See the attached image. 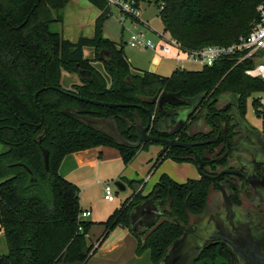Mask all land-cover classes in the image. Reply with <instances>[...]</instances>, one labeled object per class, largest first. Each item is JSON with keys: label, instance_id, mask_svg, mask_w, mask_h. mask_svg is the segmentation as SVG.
I'll use <instances>...</instances> for the list:
<instances>
[{"label": "trees", "instance_id": "16d2710c", "mask_svg": "<svg viewBox=\"0 0 264 264\" xmlns=\"http://www.w3.org/2000/svg\"><path fill=\"white\" fill-rule=\"evenodd\" d=\"M87 1L100 11L94 36L73 42L51 30L52 24L62 21L60 11L70 0H0V233L8 247V253L0 256V264H88L95 254V245L88 241L94 223L80 217V188L60 175L63 160L75 152L111 147L120 152L123 163L128 165L139 150L149 145L120 146L67 116V109H82L84 115L94 118L115 117L120 134L134 139V129L126 131L133 114L146 123L148 111L155 112V104L140 97L152 100L161 92L179 93L184 98H204L210 103L230 93L240 97V109L246 117L248 98L264 92V81L245 75L246 64L236 65L235 59H224L199 70L176 69L169 78L133 69L123 44L103 35L104 22L110 17L106 1ZM261 1L152 0L159 8L165 31L189 50L230 45L248 35L258 20ZM86 49L95 50L96 61H102V50L112 53L113 61L104 62L110 81L94 67L92 59L86 58ZM81 71L89 72L90 78L83 80ZM64 74L77 76V81L65 86ZM72 95L141 107L96 106ZM259 104V99L253 100V106ZM215 108L216 103L211 104L212 112ZM44 130L46 135L39 144L36 139ZM215 135L216 132L185 134L182 141H204ZM215 146L195 147L205 165L209 164L207 151ZM42 147L49 152L48 169ZM167 158L198 164L188 150L174 147L162 151L154 167ZM211 187L212 181L206 177L179 183L162 174L151 194L134 193L100 223L105 228L103 238L119 226L128 228L129 210L159 190L163 208L170 203L169 209L161 224L137 238L136 251L137 256L149 252L152 264H157L183 234L173 219L188 225L191 216L202 214ZM202 262L231 264V256L226 247L218 245L203 252L197 264Z\"/></svg>", "mask_w": 264, "mask_h": 264}, {"label": "water", "instance_id": "95a60500", "mask_svg": "<svg viewBox=\"0 0 264 264\" xmlns=\"http://www.w3.org/2000/svg\"><path fill=\"white\" fill-rule=\"evenodd\" d=\"M100 58L103 62L107 63L113 61L112 53L109 50H102ZM80 75L83 80L90 78V73L87 71H81ZM58 90L62 91L61 89ZM38 94L39 92L35 94V101ZM72 96L81 102L108 108L141 107L133 104L100 102L80 96ZM140 98L156 103L158 110L166 117L178 115L176 127L169 134L170 138H160L148 134L153 118V115L149 111V120L146 126L143 125V121L137 114H133V121H128L129 126H132V124L135 126L136 141L128 140L120 134L115 117L107 119L94 118L84 115L85 111L78 108H69L64 113L80 121L89 129L112 138L120 146L139 148L144 143L160 142L167 147L184 148L192 153L198 161L199 165L197 169L199 174L211 180H215L218 176L227 173L243 174L238 170H230L221 172L217 177H214L207 175L203 171L205 161L196 152L195 147L212 145L217 142L219 136L197 143L178 142L173 137L174 133L182 128L189 112L198 105L200 99L184 98L179 93L173 94L167 92H163L159 97H155L152 100ZM223 100H232L230 106L233 107L234 120L240 127V130L250 138L253 144L251 149L254 150L257 164L263 167V178L260 180L255 173L252 174L253 180L249 182L256 188V194L253 200L244 203L242 207H238L232 203L228 191L222 184H218V191L211 187L206 207L202 214L191 216L188 225L180 224L173 219L175 223L182 227L183 234L168 247L164 256L157 264H197L205 250L218 245L226 247L231 256V264H264V139L242 115L239 96L230 93L224 94L213 99L210 105L222 102ZM169 106H180V109L165 112L164 110ZM45 135L46 130L37 137L36 141L41 144ZM42 150L45 166L48 169L49 152L44 147H42ZM243 176L246 175L243 174ZM115 186L120 191L126 190L121 181L115 182ZM159 198L160 191L158 190L153 197L137 203L129 210L127 214L128 229L136 238H141L146 233L149 234L165 219L164 212L169 209L170 203L163 208L164 201Z\"/></svg>", "mask_w": 264, "mask_h": 264}, {"label": "rangeland", "instance_id": "374dc122", "mask_svg": "<svg viewBox=\"0 0 264 264\" xmlns=\"http://www.w3.org/2000/svg\"><path fill=\"white\" fill-rule=\"evenodd\" d=\"M141 8L143 11L142 19L148 23L151 28L150 30L143 24L133 26L130 21L122 25L118 20V11L113 8V15L104 22L103 35L118 44H123L124 53L134 68L143 71L153 69L159 76L169 78L176 70L174 62L156 57L151 51L132 48L128 44L129 37L133 32H142L155 41H157V38L153 30L168 34L159 16V8L153 4L152 0L141 3ZM99 14L98 8L87 0H70L69 4L60 11L62 21L52 24L51 30L62 34L64 38L71 41H77L81 37L92 38L95 31V21ZM54 15L57 17V13ZM86 55L93 60L94 67L110 81L104 62L94 60L96 57L95 50L88 49ZM185 69L199 70L201 68L200 66L187 64L185 65ZM132 72L136 73L134 70ZM73 79L76 78L65 74L63 78L64 85L69 86ZM254 99H259L260 101L257 107L253 106ZM246 106V120L260 134L264 135V92L253 94L248 98ZM153 149H160V146L153 145L145 150H140L128 165H125L121 161L103 162L100 166L94 168L80 169L71 177V180H75L79 184V200L82 210L89 209L92 213L89 221L93 222L94 225L89 233V240L94 243L98 241L105 231L104 226L100 223L107 220L109 215L116 209H119L122 203L132 197L135 192H140L144 184L137 186V188L135 186L141 184V182L146 183L148 177L150 178L147 181V189L153 187L162 174H168L173 180L180 183L196 178L199 175L198 169L193 164H179L172 160H165L154 168V170L156 169L154 172L153 164L158 154H155V150ZM2 151L3 145L0 144V153ZM116 163H119L120 167H117L118 164ZM119 172H121L120 175ZM117 181H121L124 184L126 187L125 191H120L115 186V182ZM107 184L112 187L115 196V202L113 203L104 200V188ZM124 228L117 227L111 231L106 237L102 248H100L98 253L92 255L88 264H122L124 262L125 264H152L149 252L136 256L138 240ZM119 243H122L125 248L116 262L110 256L102 254L104 249ZM7 253L8 247L5 236L3 233H0V256ZM201 264L205 263L202 262Z\"/></svg>", "mask_w": 264, "mask_h": 264}, {"label": "flooded vegetation", "instance_id": "af4514ba", "mask_svg": "<svg viewBox=\"0 0 264 264\" xmlns=\"http://www.w3.org/2000/svg\"><path fill=\"white\" fill-rule=\"evenodd\" d=\"M84 54L86 58L91 59L89 56L86 55V50L84 51ZM71 76H74L76 78L73 79L72 82L77 81V76L75 75H71ZM162 93L163 92L159 93L156 97H159ZM231 103L232 100L231 101L223 100L222 102H216V108H215L216 110L212 112L211 105L208 102V100L201 98L198 105L189 112L182 128L178 132L174 133L173 137L178 142L197 143L203 141L185 142L182 141V139L185 138L184 136L185 134L189 136H194L197 134H209L216 132L215 136H213L210 139H207V140H211L219 136L217 142L214 143L217 144V146H215L211 150H208L206 153V156L209 159L208 160L209 164L204 165L203 171L207 175L214 177H217V175L221 172L230 171V170H238L239 172L246 175L243 176V174L227 173L218 176L215 180L210 179L212 181V187L216 191L219 190L218 184H222L223 187L228 191L232 203L238 207H242L244 203L250 202L251 200L254 199L256 194V188H254V186L249 181L253 180L252 174L254 173L261 180L263 178V167L257 164V160L254 157L255 154L254 150L251 149V146L253 144L250 138L244 132H242L240 130V127L236 124L233 117L234 116L233 107L230 106ZM154 104H155V112L151 113L153 115V118H152L151 126L148 130V134L150 136H157L160 138H170L169 134L173 132L176 127V123H177L176 120L178 119V115L175 114L173 116L166 117L164 116L163 113H161L158 110L157 104L156 103ZM179 107L180 106L178 107L169 106L164 111L165 112L177 111L178 109H180ZM214 119H216V122L214 121ZM148 120H149V116H148ZM148 120L146 123L143 122L144 126L148 124ZM131 129H134L135 131L134 139H128L124 137L122 134L121 135L128 140L136 141L137 139L136 129L134 124H132V126H128L126 131L130 132ZM258 133L260 134V132ZM260 135L264 139V135L262 134ZM128 136L131 137L132 134H129ZM148 144L149 145L147 148L153 145L160 146V151L158 155L166 148L167 149L174 148V147H167L163 143L155 144V142L154 143L148 142ZM165 160H172V159L167 158ZM165 160H163L160 164H162ZM156 161L154 162V164L156 163ZM184 163L187 162H181L179 164H184ZM193 165L196 168H198L199 164L197 165L193 164ZM202 177L203 176L199 174V177L197 179H200Z\"/></svg>", "mask_w": 264, "mask_h": 264}, {"label": "built area", "instance_id": "2783aa9c", "mask_svg": "<svg viewBox=\"0 0 264 264\" xmlns=\"http://www.w3.org/2000/svg\"><path fill=\"white\" fill-rule=\"evenodd\" d=\"M110 9L118 11V20L124 25L130 21L133 26L143 24L147 29H151L148 23L143 21V11L141 3L137 0H105ZM258 20L254 23L251 32L246 36H241L237 42L230 45L206 46L198 50L183 48L180 43L174 40L169 33L155 32L157 41L147 37L142 32H133L128 40L132 48L147 49L156 56L172 60L176 69H185V65L190 64L200 66H213L224 59H235L236 65L246 64L245 75L264 81V0L257 7ZM150 177L146 179V182ZM104 198L109 202L115 200L112 187L107 184L104 188ZM91 215L90 211H83L80 217L86 219Z\"/></svg>", "mask_w": 264, "mask_h": 264}, {"label": "crops", "instance_id": "0c3cea01", "mask_svg": "<svg viewBox=\"0 0 264 264\" xmlns=\"http://www.w3.org/2000/svg\"><path fill=\"white\" fill-rule=\"evenodd\" d=\"M99 10V9H98ZM96 22V21H95ZM75 42V41H73ZM88 49H86L87 51ZM141 50H147V49H141ZM147 51H150V50H147ZM152 52V51H151ZM152 54L154 56H156L153 52ZM158 57V56H156ZM160 58V57H159ZM164 59V58H162ZM129 60V59H128ZM167 60H170V59H167ZM130 61V60H129ZM172 61V60H170ZM173 62V61H172ZM131 63V62H130ZM176 67V65H175ZM133 69H136L132 66ZM140 70V69H138ZM143 71V70H141ZM149 72H152V73H155L154 70H150ZM155 150V154H158V152L160 151V149H153ZM117 162V161H121L123 163V160L121 158V155H120V152L115 149V148H111V147H97V148H91V149H88V150H84V151H79V152H75V153H72L68 156L65 157V159L63 160L61 166H60V169H59V173L62 177H64L65 179L67 180H70L72 181L73 183H75L76 185H79L75 180H71V177L76 173L78 172V170L80 169H83V168H94V167H97V166H100V164H102L103 162L105 163H109V162ZM99 164V165H98ZM118 164L117 167H120V164L119 163H116ZM186 164H190V163H186ZM158 166V165H157ZM157 166L154 167V164H153V170L154 168H156ZM156 171V169L154 170V172ZM192 172V171H191ZM121 172H119V175H120ZM168 175V174H167ZM199 177V175L196 176V178H192V179H197ZM159 181V179H158ZM155 182L154 186L157 184V182ZM177 182V181H176ZM148 182H141V184H138L136 185L135 187L137 188V186H142L143 184V187H142V190H141V194L142 196H146L148 195L150 192H152L153 190V187L151 188H148L147 189V184ZM180 183V182H179ZM185 183V182H183ZM79 187V186H78ZM145 189H147L146 192ZM105 200V198H104ZM127 200V199H126ZM125 200V201H126ZM106 202H109L107 200H105ZM124 201V202H125ZM115 202V200L113 201ZM113 202H110V203H113ZM123 202V203H124ZM122 203V204H123ZM83 211H90L89 209L87 210H83ZM91 212V211H90ZM113 214V213H112ZM110 214L109 217L112 215ZM92 216V213L89 217ZM89 217L86 218V220L89 221ZM108 217V218H109ZM107 218V219H108ZM106 221V220H105ZM103 221V222H105ZM102 223V222H101ZM121 228H124L122 226H119ZM126 230L129 231V233L134 237L136 238L132 233L131 231L128 229V228H124ZM91 231V230H90ZM104 235V234H103ZM103 235L100 236V238L98 239V241L96 243L92 242L91 240L88 239L89 243L90 244H94L95 245V254L98 253V251L100 250V248H102V245L104 244L105 242V239L103 238ZM89 236V235H88ZM137 239V238H136ZM124 245L122 243H119V244H116V245H113L107 249H104L102 251V254L103 255H106V256H110L112 258L113 261H117L121 254L124 252ZM94 254V255H95ZM137 256V255H136ZM122 264H125L122 263Z\"/></svg>", "mask_w": 264, "mask_h": 264}]
</instances>
